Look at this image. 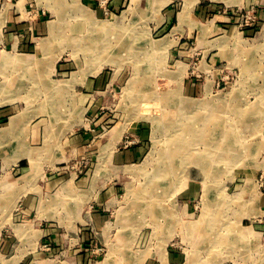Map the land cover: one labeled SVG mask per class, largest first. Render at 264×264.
<instances>
[{
	"label": "rangeland",
	"instance_id": "rangeland-1",
	"mask_svg": "<svg viewBox=\"0 0 264 264\" xmlns=\"http://www.w3.org/2000/svg\"><path fill=\"white\" fill-rule=\"evenodd\" d=\"M28 13L33 14L32 7L28 8ZM106 13L104 24L124 26L129 23L127 18L115 21L108 11ZM253 18L256 21L254 15ZM21 24L18 22L17 27ZM239 27L255 28L256 22L248 28L239 23ZM17 32L24 34L22 30ZM29 32L24 39L28 46L34 47L36 36ZM158 36L156 33V40ZM80 44L81 38L74 51L72 47L71 51L64 48L60 62L64 66L56 67L57 95L65 89L67 92L74 89L85 97L89 88L93 98L88 100L89 104L85 99L79 101L78 110L72 109L71 115L61 117L59 127L69 128L60 140L61 164L56 165L54 171L48 165L38 171L40 175L45 173L47 181L57 182V188L43 190L41 182H36L42 196L40 207L51 206L52 209L48 220H64V216L80 213L82 225L75 227L79 238L75 246L81 256L79 264H264V71H255L264 67L260 46L252 43L249 49L241 48L233 62L236 72L215 91L186 94L184 85L208 82L198 66H191L190 74L187 73L180 64L178 47L177 54L170 53L172 45L169 49L166 45L161 47L162 41L154 46L128 48L122 54L109 48L107 59H103L99 51L86 52ZM236 45L240 46L239 42L236 41ZM2 49L0 46V52ZM115 53L119 57H115ZM62 83L64 90L59 88ZM38 88L41 87L35 85L31 90L36 92ZM216 99L227 102L226 106L217 104L220 109L217 108V112L223 111L225 115L220 124L206 128L216 136L217 128L224 127L226 144L235 145L238 140L243 144L241 149L244 148L245 153L236 160V166L234 163L225 167L219 164L218 169L214 166V172L220 175L210 183L205 180V172L193 165L180 169L177 174H158L157 170L160 171L166 161L175 128L181 121L188 120L180 116L181 100L212 102ZM117 127L125 128L123 135L108 148L110 133ZM202 148L199 146L198 150ZM109 151L112 160H106ZM140 168L146 173H140ZM18 169H13L10 177L24 179L22 175L17 176ZM38 173L35 171L34 175ZM2 175L0 170V180ZM58 184L62 186V196ZM44 213H29L18 223L28 224L31 230L39 228V224L42 228L57 225L55 221H45ZM56 230L65 232L62 227ZM14 234L8 229L0 235V264H30L7 261L20 251ZM221 237L227 243L224 240L222 243ZM51 238H45L47 241L38 248L53 252Z\"/></svg>",
	"mask_w": 264,
	"mask_h": 264
},
{
	"label": "crops",
	"instance_id": "crops-1",
	"mask_svg": "<svg viewBox=\"0 0 264 264\" xmlns=\"http://www.w3.org/2000/svg\"><path fill=\"white\" fill-rule=\"evenodd\" d=\"M29 7L33 14L28 13ZM106 11L116 21L123 17L122 20L127 18L129 23L124 26L104 24ZM245 14L256 17L255 28L239 27ZM18 22L22 24L17 27ZM106 25L107 29H103ZM17 30L24 34L18 35ZM29 31L36 36L34 47L28 46L25 40ZM156 33L159 34L157 40ZM79 37L84 42L82 49L99 51L103 59L108 57L106 38L109 48L117 49L119 54L128 48H143L160 41L168 49L174 46L169 49L171 54H177L178 47L180 64L187 73L190 74L191 66H198L208 82L188 83L183 92L215 91L236 72L233 62L241 48L249 49L255 43L260 46L259 55H264V0H111L105 7L98 0H0V46L4 48L0 52V86L3 87H0V170L3 172L0 235L3 230L11 229L19 241L18 254L7 259L11 263L80 262L79 249L75 246L79 241L75 227L83 222L80 213L64 216V220H48L51 206L40 207L42 196L36 187V182L40 181L43 190L57 188V182L47 181L45 173L40 175L38 171L44 165L54 171L56 165L61 164L60 140L69 129L64 125L59 127L61 117L71 115L72 109L78 110L79 101L85 99L89 104L88 100L93 98L92 89L88 88L84 97L74 89L64 90V83L59 87L63 93L57 95L56 67L63 68L60 62L65 50L74 51ZM109 56L112 57V53ZM257 70L264 71V67ZM35 85L41 87L36 92L31 90ZM216 102L222 103L217 99L211 103ZM124 130V127L115 128L106 146L111 148L118 143ZM106 156V160L113 158L110 151ZM15 168H20L17 176L22 175L24 179L10 177ZM35 171L38 175H34ZM30 189L36 191L29 192ZM58 190L62 196V186ZM39 212H45V221H55L57 225L42 228L39 224V228L31 230L28 224L18 223L24 215ZM60 227L65 232L58 233L56 229ZM47 237H52L51 253L38 248Z\"/></svg>",
	"mask_w": 264,
	"mask_h": 264
},
{
	"label": "bare ground",
	"instance_id": "bare-ground-1",
	"mask_svg": "<svg viewBox=\"0 0 264 264\" xmlns=\"http://www.w3.org/2000/svg\"><path fill=\"white\" fill-rule=\"evenodd\" d=\"M149 4V3H148ZM159 4V3H158ZM136 5V3H135ZM155 7V6H154ZM59 9V8H58ZM159 9V8H158ZM157 11V10H156ZM158 12V11H157ZM62 17V16H61ZM125 17V16H124ZM123 18V17H122ZM76 19V18H75ZM65 20V19H64ZM116 21V20H115ZM66 22V21H65ZM60 23V22H59ZM90 24V23H89ZM116 24V23H115ZM120 24H122L120 22ZM95 26V24L93 25ZM121 26V25H120ZM64 27V26H63ZM103 29H107V25L106 26H102ZM66 28V27H65ZM93 28V27H92ZM58 29V28H57ZM66 30V29H65ZM89 30V29H88ZM96 30V29H95ZM97 31V30H96ZM117 31V30H116ZM91 32V31H90ZM93 32V31H92ZM58 33V32H57ZM56 33V35H57ZM68 34V32H65V34ZM63 34H64V31H63ZM55 35V34H54ZM61 35V34H60ZM122 35V34H121ZM129 35V34H128ZM89 36V35H88ZM108 35H106L107 37ZM56 37V36H55ZM78 38V37H77ZM88 38V37H87ZM90 38V37H89ZM119 38V36H118ZM91 39V38H90ZM105 39V38H104ZM132 39V38H131ZM139 39V38H138ZM97 40V39H96ZM107 41V44L106 46L108 45V49L110 47V44H109V40L106 38ZM69 41V40H68ZM74 42H75V39H74ZM73 40H72V43H74ZM164 42V41H163ZM77 43V42H75ZM79 43V42H78ZM81 43V42H80ZM84 44V42H82ZM91 43V42H90ZM132 44V43H131ZM75 45V44H74ZM81 45V44H80ZM168 45V44H167ZM73 46V45H72ZM82 46V45H81ZM79 46V47H81ZM154 46V45H153ZM83 47V46H82ZM85 47V46H84ZM87 47V46H86ZM98 47V46H97ZM160 47V46H159ZM163 47V45L161 46ZM75 48V47H73ZM77 48V47H76ZM88 48V47H87ZM94 48V47H93ZM100 48V47H99ZM152 48V47H151ZM84 49V48H83ZM132 49V48H131ZM153 49V48H152ZM155 49V48H154ZM157 49V47H156ZM155 49V50H156ZM85 50V49H84ZM91 51V49H89ZM158 50V49H157ZM160 50V49H159ZM86 51V50H85ZM89 51V52H90ZM88 52V51H87ZM84 53V52H83ZM86 53V52H85ZM93 53V52H92ZM102 53V52H101ZM128 53V52H127ZM154 54V53H153ZM7 55V54H6ZM87 55V54H86ZM155 55V54H154ZM13 56V55H12ZM85 57V56H84ZM90 57V56H89ZM119 57V56H118ZM86 58V57H85ZM107 59V56L105 57ZM154 58V57H153ZM109 60V59H108ZM114 60V59H113ZM17 61V59L15 60ZM89 61V60H88ZM106 61V60H105ZM87 62V60H86ZM150 62V61H149ZM19 63V61L17 62ZM31 63V62H30ZM119 63V62H118ZM28 64V63H27ZM5 65V64H4ZM10 66V65H8ZM258 71V70H257ZM29 72V71H28ZM31 75V74H30ZM28 75V76H30ZM169 75V74H168ZM172 75V73H171ZM6 78V77H5ZM139 78V77H138ZM7 80V78L5 79ZM32 80V79H31ZM132 80V79H131ZM137 80V79H136ZM9 82V81H8ZM139 82V81H138ZM138 82H135L138 84ZM7 83V82H6ZM132 83V82H131ZM134 83V82H133ZM3 84V83H2ZM136 84V86H137ZM6 85V84H5ZM4 86V85H3ZM50 86H52L50 84ZM132 86V85H131ZM2 87V86H0ZM133 87V86H132ZM130 88V87H129ZM3 89V87H2ZM61 90V89H60ZM174 93V92H173ZM176 93V92H175ZM174 93V95H175ZM178 93V92H177ZM176 93V95H177ZM146 96V95H145ZM239 96V95H238ZM229 97V96H228ZM173 98V97H172ZM225 98V97H224ZM230 98V97H229ZM144 99V98H142ZM141 99V101H142ZM183 99V98H182ZM223 99V98H222ZM146 100V99H145ZM206 100V99H205ZM191 101V100H190ZM194 101V100H193ZM166 102V100H165ZM180 102V101H179ZM224 103H222V106H226L227 105V102L223 100ZM180 108L181 109V115L180 116H185V119L188 118L187 122H183L181 121L180 125H177V129L175 128V133L173 134L174 136V139L172 140V142H170V148L168 147L167 149V157H166V161L163 162L164 164H161L160 166V171L157 170L158 174L160 173H165V174H169L170 173H174L176 172H179L180 169L188 166L189 165H193V166H196V168L200 169L201 172H205V180H207L208 182L209 181H214L215 179L218 178V176L220 175V173H216L214 171H216L215 167H218L220 166L219 164H222L224 167L225 165H231L232 163H234V166H236V160L241 156H243V149H241L242 147V143L239 141H236L235 142V145L233 144H226L225 141L223 140L224 138H226L227 135H225V128H217V130L219 131V133L216 135V136H212L211 135V130L206 128L208 127L210 124H220L219 122H222V116L225 115L223 111H218L217 110L219 109L217 104L220 105L221 107V103L219 104V102L216 104L214 103H211V102H187V101H184L181 100L180 102ZM231 103V101H230ZM240 103V102H239ZM138 105V104H137ZM147 105V104H146ZM168 105V104H167ZM234 105V104H233ZM60 106V105H59ZM58 106V107H59ZM235 106V105H234ZM145 109H146V106H144ZM162 107V106H161ZM164 108V107H163ZM166 108V107H165ZM218 108V109H217ZM227 108V107H226ZM225 108V109H226ZM63 109V108H62ZM136 109V108H135ZM148 109V108H147ZM220 110V109H219ZM228 110V108H227ZM137 111V110H136ZM243 111V110H242ZM62 112V111H61ZM223 112V113H221ZM228 112V111H227ZM227 112H226V115H227ZM231 112V111H230ZM240 112V111H239ZM229 113V112H228ZM150 114V113H149ZM156 114V113H155ZM186 114V115H185ZM58 115V114H57ZM151 115V114H150ZM240 115V118H241V114ZM59 116V115H58ZM178 117V116H177ZM179 118V117H178ZM177 118V119H178ZM232 119V118H231ZM181 120V119H180ZM179 120V121H180ZM184 120V119H183ZM236 121V120H235ZM164 122V121H163ZM175 122V121H174ZM231 122V121H230ZM166 123V122H165ZM173 123V122H172ZM227 123V122H226ZM175 124H178L177 122ZM225 124V122H224ZM232 124H235L232 123ZM254 125V124H253ZM160 126V125H159ZM179 126V127H178ZM211 127V126H210ZM227 127V125H226ZM229 127V126H228ZM227 127V128H228ZM164 128H166L164 126ZM155 129V128H154ZM158 129V128H157ZM238 129V127H237ZM170 130V128H169ZM235 130V129H234ZM221 131V132H220ZM233 131V130H232ZM250 131V130H249ZM234 132V131H233ZM239 132V131H238ZM241 132V131H240ZM156 133V132H155ZM154 133V134H155ZM173 132H169V134L171 135ZM158 134V133H157ZM160 135V134H159ZM168 135V134H167ZM169 136V135H168ZM172 136V135H171ZM188 136V137H187ZM159 137V136H158ZM172 137V138H173ZM156 138V137H155ZM171 138V137H170ZM171 138V139H172ZM236 138V137H235ZM245 138V137H243ZM168 139V138H167ZM171 139H168V140H171ZM241 139V138H240ZM160 140V139H159ZM191 140V141H190ZM243 140V139H241ZM162 142V140H160ZM245 141V140H244ZM166 142V141H164ZM169 143V142H168ZM234 143V142H233ZM246 143H247V140H246ZM249 143V141H248ZM163 144V143H162ZM167 145V142L165 143ZM156 145V144H155ZM236 145H240L239 148H235ZM161 146V145H160ZM163 146V145H162ZM199 146H202L203 148L202 149H199ZM165 147V146H164ZM161 148V147H159ZM248 148V147H247ZM198 150V152H197ZM245 150V149H244ZM160 151V150H158ZM156 151V154L157 152ZM165 152V151H164ZM245 153V152H244ZM154 154V153H153ZM161 154V153H160ZM160 154H158L159 156L158 157H161ZM155 156V154L153 155ZM163 158V156H162ZM161 158V159H162ZM156 159V158H155ZM154 160V159H153ZM157 160V159H156ZM238 161V160H237ZM149 162V161H148ZM158 162V161H157ZM153 165V164H152ZM158 165V164H157ZM215 166V167H214ZM149 167H150V164H149ZM169 168V171H168V168ZM232 167V166H231ZM229 167V168H231ZM145 168V167H144ZM163 168V169H162ZM187 168V167H186ZM223 168V167H222ZM129 169V168H128ZM126 169V170H128ZM233 169V168H232ZM231 169V170H232ZM141 170V168H140ZM143 170V169H142ZM138 171L141 173H146V170L144 172L143 171ZM148 170V169H147ZM230 170V169H229ZM185 171V170H184ZM221 171V170H220ZM152 172V171H151ZM222 172V171H221ZM156 173V175H157ZM202 173V174H203ZM224 173V171H223ZM222 173V174H223ZM132 174V173H131ZM134 174V173H133ZM137 174V173H136ZM151 174V173H149ZM162 174V175H163ZM175 174V175H176ZM146 175V174H145ZM154 175V174H153ZM152 175V176H153ZM170 175V174H169ZM147 176V175H146ZM149 176V175H148ZM155 176V175H154ZM158 176V175H157ZM187 176V175H186ZM159 177V176H158ZM161 177V175H160ZM164 177V176H163ZM173 177V176H172ZM175 177V176H174ZM181 177V176H180ZM183 177V176H182ZM185 177V176H184ZM222 177V176H221ZM143 178V177H142ZM152 178V177H151ZM162 178V177H161ZM179 178V177H178ZM150 179V178H149ZM154 179V178H153ZM169 179V178H168ZM155 180H157L155 178ZM182 181V179H179ZM148 182V181H147ZM165 182V181H164ZM164 182H160V183H164ZM174 182V181H173ZM180 182V181H179ZM204 182V181H203ZM150 183V182H149ZM168 183V182H167ZM210 183V182H209ZM207 184V182L205 183ZM204 184V185H205ZM212 184V183H211ZM148 185V184H147ZM146 185V186H147ZM132 186V184H131ZM145 186V187H146ZM161 186V185H160ZM214 186V185H213ZM130 187V186H129ZM131 188V187H130ZM134 188V187H133ZM145 189V188H144ZM149 189V188H148ZM154 189V188H153ZM157 189H158V185H157ZM206 189V188H205ZM133 190V189H131ZM137 190V189H136ZM203 190V189H202ZM150 191V190H149ZM152 191V190H151ZM204 191V190H203ZM130 192V191H129ZM139 192V191H138ZM131 193V192H130ZM136 193V192H135ZM150 193V192H149ZM155 193V192H154ZM147 194V193H145ZM214 194V193H213ZM135 195V194H134ZM131 196V195H129ZM214 196V195H213ZM128 197V196H127ZM133 197V196H132ZM138 197V196H137ZM151 197V195H150ZM154 197V196H153ZM152 197V198H153ZM129 198V197H128ZM139 198V197H138ZM206 198V197H205ZM137 199V198H136ZM140 199V198H139ZM128 200V199H127ZM127 202V201H126ZM135 202V201H134ZM143 202V201H142ZM145 202V201H144ZM136 203V202H135ZM131 204V203H130ZM150 204V203H148ZM152 204V203H151ZM135 205V204H134ZM140 205V203H139ZM153 206V205H151ZM147 209L149 208V205L146 206ZM145 207V208H146ZM209 207V206H208ZM155 210L157 213H158V209L155 207ZM123 210V209H122ZM125 210V209H124ZM154 210V209H153ZM138 211V210H136ZM148 211V210H147ZM139 212V211H138ZM140 213V212H139ZM209 213V212H208ZM121 214V213H120ZM134 214V213H132ZM150 214V213H149ZM153 214V213H152ZM139 215V214H138ZM145 215V214H144ZM136 216V215H135ZM134 216V217H135ZM209 217V216H207ZM126 218V217H124ZM130 218V217H129ZM139 218V217H138ZM142 218V217H141ZM206 219V218H205ZM137 220V219H136ZM128 221V220H126ZM135 221V220H134ZM202 222V221H201ZM127 223V222H126ZM125 223V224H126ZM201 224V223H200ZM199 226V225H198ZM193 232V231H191ZM189 233V232H188ZM224 240V243L227 241L225 240L224 237H221L220 241ZM203 242V241H202ZM234 242V241H233ZM223 243V241H222ZM238 243V242H237ZM226 245V244H225ZM224 247V246H223ZM227 247V246H226ZM111 249V247H110ZM195 251V250H194ZM112 253H114L113 251H111ZM195 254V253H194ZM111 255V254H110ZM193 255V254H192ZM112 256V255H111ZM196 257V256H195ZM108 259V258H107ZM192 259V258H191Z\"/></svg>",
	"mask_w": 264,
	"mask_h": 264
},
{
	"label": "built area",
	"instance_id": "built-area-1",
	"mask_svg": "<svg viewBox=\"0 0 264 264\" xmlns=\"http://www.w3.org/2000/svg\"><path fill=\"white\" fill-rule=\"evenodd\" d=\"M99 1V3H100V5L103 7H105L106 6V4L108 3V2H110L111 0H98ZM256 21L254 20V18H253V15H250V16H248V15H242V17H241V26L242 27H245V28H248L251 24H254Z\"/></svg>",
	"mask_w": 264,
	"mask_h": 264
}]
</instances>
